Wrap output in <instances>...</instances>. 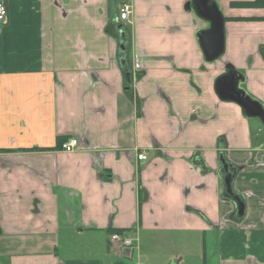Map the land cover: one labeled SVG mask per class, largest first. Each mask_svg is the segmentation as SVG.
<instances>
[{
	"label": "crops",
	"instance_id": "obj_1",
	"mask_svg": "<svg viewBox=\"0 0 264 264\" xmlns=\"http://www.w3.org/2000/svg\"><path fill=\"white\" fill-rule=\"evenodd\" d=\"M191 1L6 0L0 264H129L135 251L134 264H153L141 244L170 231L201 234L204 264L208 236L215 264H264V126L215 89L240 78L264 109V0H214L225 51L213 63ZM69 139L78 146L66 153ZM108 229L130 232L134 246L114 252Z\"/></svg>",
	"mask_w": 264,
	"mask_h": 264
},
{
	"label": "water",
	"instance_id": "obj_2",
	"mask_svg": "<svg viewBox=\"0 0 264 264\" xmlns=\"http://www.w3.org/2000/svg\"><path fill=\"white\" fill-rule=\"evenodd\" d=\"M186 7L188 10L192 9L195 15L207 24V29L201 30L197 35L205 62L217 61L225 51V21L220 9L214 0H192ZM121 38L123 39V34H121ZM119 49L124 50V46L121 44ZM240 83V78L222 77L215 84L218 98L236 104L247 118L260 120L264 126L263 106L240 89ZM224 168L229 170L228 166H224ZM226 182L227 191L231 194L229 180L226 179ZM235 200L242 210L243 206L240 199L235 198Z\"/></svg>",
	"mask_w": 264,
	"mask_h": 264
},
{
	"label": "rangeland",
	"instance_id": "obj_3",
	"mask_svg": "<svg viewBox=\"0 0 264 264\" xmlns=\"http://www.w3.org/2000/svg\"><path fill=\"white\" fill-rule=\"evenodd\" d=\"M120 8V6H119ZM118 8V10H119ZM258 124L260 123L259 120L253 121ZM66 237H68L66 235ZM155 238V242L152 245V248L148 246H142L139 254L143 255L145 252L152 253L148 256V258L153 260V264H161L164 261V254L173 253L179 255L178 258L184 256V260L179 264H204L202 258L203 254V239L201 234L197 233H183V232H163L160 235L153 236ZM206 247L205 250L207 252V260L206 264H215L214 259L212 258L211 251H212V239L211 237H206ZM64 240L67 242L66 238H60V242ZM72 241V240H69ZM139 241V237H138ZM62 248V244L60 243ZM62 252V249H61ZM116 258V257H115ZM115 258L110 257L111 261H114ZM140 259L138 258L137 251L133 254L131 259L126 260L129 264H134L138 262Z\"/></svg>",
	"mask_w": 264,
	"mask_h": 264
},
{
	"label": "built area",
	"instance_id": "obj_4",
	"mask_svg": "<svg viewBox=\"0 0 264 264\" xmlns=\"http://www.w3.org/2000/svg\"><path fill=\"white\" fill-rule=\"evenodd\" d=\"M131 12V5L122 4L118 10V20L120 22H127L129 20V14ZM8 12L6 0H0V26L7 24ZM78 146V140L69 139L64 142L61 146L63 152L70 153L73 152ZM137 159L139 161H145L146 157L144 155H138ZM135 243V238L132 234H117L112 233L109 235V246L114 252H119L120 248H132Z\"/></svg>",
	"mask_w": 264,
	"mask_h": 264
},
{
	"label": "trees",
	"instance_id": "obj_5",
	"mask_svg": "<svg viewBox=\"0 0 264 264\" xmlns=\"http://www.w3.org/2000/svg\"><path fill=\"white\" fill-rule=\"evenodd\" d=\"M119 28H120L119 31H121L120 33L123 34V39H119V42L122 43V45L124 46V50H119L118 52V63H119L120 70L124 77V85L126 88H130L131 87V79H130L131 78V62H130V53H129V47H128V44L130 42V33H129V30L124 26H120ZM117 38H120V37H117ZM107 232L109 234L117 233L120 235L130 233L124 230H112V229H108Z\"/></svg>",
	"mask_w": 264,
	"mask_h": 264
}]
</instances>
